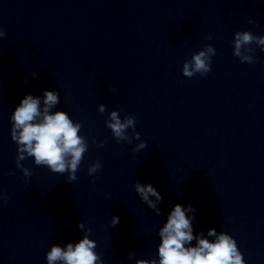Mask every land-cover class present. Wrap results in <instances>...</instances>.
Returning <instances> with one entry per match:
<instances>
[{
    "label": "water",
    "instance_id": "1",
    "mask_svg": "<svg viewBox=\"0 0 264 264\" xmlns=\"http://www.w3.org/2000/svg\"><path fill=\"white\" fill-rule=\"evenodd\" d=\"M0 26V264H46L52 243L80 238L79 221L105 264L154 257L177 202L194 206V232L227 231L246 264H264V51L253 44L254 62H241L231 44L237 30L264 34V0H0ZM209 43L210 71L184 76V60ZM45 88L88 138L72 181L30 157L26 181L15 164L9 115ZM112 109L136 117L144 149L115 142ZM135 180L161 193L159 215Z\"/></svg>",
    "mask_w": 264,
    "mask_h": 264
},
{
    "label": "clouds",
    "instance_id": "2",
    "mask_svg": "<svg viewBox=\"0 0 264 264\" xmlns=\"http://www.w3.org/2000/svg\"><path fill=\"white\" fill-rule=\"evenodd\" d=\"M248 23H253L251 17ZM4 36L5 30L0 26V38ZM206 39L211 40V35ZM231 44L234 56L241 62L252 63V53L256 48L264 51V34L256 35L247 29L237 30ZM253 44L257 47L253 48ZM213 55V45H203L184 60L182 74L186 77L196 74L205 76L211 69ZM32 76L34 78L36 72ZM22 79L26 81L27 78ZM59 100L57 89L45 88L38 95L28 92L19 99L9 115L10 136L17 146L15 164L26 181L32 175V169L21 161L29 157L35 165L46 166L52 172H66L69 181L76 179L78 166L88 148V138L81 132L80 121H74L67 111L56 107ZM98 111L103 114L105 105L99 104ZM135 120L136 117L131 113L121 117L119 109L108 111L105 117V125L111 130L117 144L121 141L133 144L134 139L137 141L131 149L133 153L146 147V142L140 139V133L135 129ZM93 143L100 146L104 141L97 142L93 138ZM100 168L101 163L97 159L89 164L87 173L94 180L93 174ZM134 190L148 208L157 215L161 213L159 205L162 196L152 183L135 180ZM7 199V193L0 191V200ZM195 211L192 204H172L157 231L159 242L155 256L141 258L129 251L128 259L134 260V264H246L236 239L229 232L217 231L215 227L194 232ZM118 222L119 216L112 215L110 226L114 227ZM77 227L82 231L80 238L63 244L52 243L45 252L46 264H105L96 251V240L90 238L91 228L82 221L78 222Z\"/></svg>",
    "mask_w": 264,
    "mask_h": 264
}]
</instances>
